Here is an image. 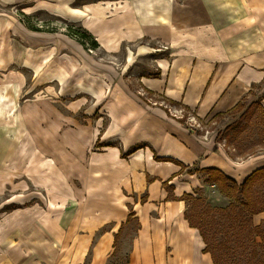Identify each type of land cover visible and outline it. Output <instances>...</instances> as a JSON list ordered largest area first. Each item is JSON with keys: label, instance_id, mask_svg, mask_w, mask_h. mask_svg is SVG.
Wrapping results in <instances>:
<instances>
[{"label": "rangeland", "instance_id": "1", "mask_svg": "<svg viewBox=\"0 0 264 264\" xmlns=\"http://www.w3.org/2000/svg\"><path fill=\"white\" fill-rule=\"evenodd\" d=\"M260 1L264 3L0 0V264H68L78 258L80 248L72 235L77 219L91 217L84 213L97 210L104 200L118 199V151L120 158L130 160L147 147L105 140L114 118L122 116L119 121L124 123L129 118L131 124L136 114L132 106L135 111L137 106L162 111L191 136L214 141L233 159L264 153V81L252 85L245 96L250 109L238 117L202 118L182 101L148 86L184 77L186 72L174 68L176 60L196 61L201 53L210 58V48L219 44H204L210 30L202 22L205 16L219 24L216 31L225 39L232 33L226 28L227 16L246 15L249 6L251 27L245 38L249 35L257 46L259 34L264 35ZM148 11L155 20L147 19ZM161 19L169 22L167 27L158 24ZM136 21L148 24L147 35L133 27ZM241 28L233 30L235 36H243ZM84 32L93 38H85ZM259 56L264 52L252 58ZM121 124L113 136L122 132ZM13 157L18 160L9 162ZM65 165L71 174L57 170L67 169ZM45 169L52 176L44 177ZM188 173L203 185L195 189L197 201L189 216L202 228L221 264H261L264 250L243 231L240 211L245 200L230 185L211 184L216 178L195 166ZM175 178L163 188L173 193ZM251 200L261 206L264 185L254 188ZM10 201L14 203L5 205ZM134 228L136 223L129 226L111 264H126Z\"/></svg>", "mask_w": 264, "mask_h": 264}, {"label": "crops", "instance_id": "2", "mask_svg": "<svg viewBox=\"0 0 264 264\" xmlns=\"http://www.w3.org/2000/svg\"><path fill=\"white\" fill-rule=\"evenodd\" d=\"M210 3L212 5L214 2ZM263 6V1H260V7ZM241 7H245V4ZM249 8L248 6L246 15L243 12L238 16H227L226 28L232 29V33H228L225 39L220 31H216L219 24L203 17L206 30L210 29L206 34L208 36L203 37L204 44L210 43V40L213 44H219L210 48V58L205 59L206 54L201 53L199 55L203 56H196V61L192 58L183 62L176 60L174 68L186 72L184 77L175 76L169 84H165L163 80L157 85L149 82L148 86L165 92L175 101H182L185 106L196 110L202 118L227 113L235 108L249 93L253 84L264 81V57L252 58L257 53L263 54L264 35L259 34L257 46L250 41L249 35L245 38L246 32L250 34L251 27ZM146 17L152 20L156 18L150 11ZM168 23L165 19L158 21L163 27H167ZM239 24L243 27L237 26ZM147 26V23L141 21L133 23L136 30H145L144 36L148 33ZM240 28L243 36H235L234 31ZM241 41L247 43V46L242 45ZM252 49L256 52L253 53ZM132 102L136 104L133 99ZM131 109L136 114L130 117V124L129 118L125 123L119 121L122 120L123 110L118 108L121 116L118 117V123L125 126L130 124L126 127L121 124L122 132L118 136H121L122 147L130 148L137 144H145L147 147L130 160L120 158L118 151V199H113L112 202L104 200L103 205L96 207L97 210L84 213L91 217L77 219L72 235L80 253L78 258L70 259L68 264H111L119 244L131 226L128 224L131 210L140 227L137 231L134 228L126 264H215L212 255L206 253L207 245L200 230L193 227L188 219L195 200L186 199V195L197 199L195 189L203 186L202 180L189 174L188 170L194 166L202 171L219 170L242 185L255 171L264 168V153L236 160L217 146L219 153L216 154L214 141L191 136L162 111H151L139 106L137 111L133 106ZM152 149L158 157L172 158L182 165L156 162ZM103 167L107 165L104 164ZM102 172V168L98 169V173ZM173 176L176 177L173 183L175 190L171 193L163 188V184ZM215 187L217 188L216 184L212 186ZM219 196L222 199L228 198L227 195ZM144 197H147L146 201H143ZM108 203L109 207L106 206ZM94 215L97 217H93ZM253 223L264 229V211L254 215ZM259 242H262L261 238ZM89 255L91 258H87Z\"/></svg>", "mask_w": 264, "mask_h": 264}, {"label": "trees", "instance_id": "3", "mask_svg": "<svg viewBox=\"0 0 264 264\" xmlns=\"http://www.w3.org/2000/svg\"><path fill=\"white\" fill-rule=\"evenodd\" d=\"M83 35L85 38H90V39L93 38V36H91L88 32H84ZM93 45H94V47L99 46L98 42H96V41L93 42ZM249 109L250 108H248V107L246 108L245 97H244L238 103V105L235 108H233L231 111H229L227 113H220L217 116L225 117V116L230 115V116L238 117L241 113H243L246 110L248 111ZM214 153H216V154L219 153V149L216 148L214 150ZM155 160L157 162H171V163H177L179 165H182L179 163V161L172 159V158H158L156 156ZM203 172L208 174L211 179L216 178L217 181L214 179V180H212L211 184L213 182H217L218 185L220 184L222 186L230 185L232 187V191L235 194L241 196V198H243L245 200V203L243 204V209H242V211H240V218L245 220V227H244L243 231L247 232V234L254 241V243L258 247H260L261 249L264 250V229L262 227L254 226V223H253L254 215L258 214L259 212L264 211V200L259 202L261 204V206H255L251 200L254 188L259 184L264 185V168H261V169L255 171L242 185L237 184L235 181H233L232 179L227 177L223 172H221L219 170L206 169V170H203ZM189 174H191V173H189ZM164 184H166V183H164ZM146 199H147V197H144L143 201H146ZM186 199L195 200L194 202L197 201V199H195V197H193L191 195H186ZM188 219H189V221L193 227L200 230V232L204 238V241L207 245L206 253H210L212 255L215 264H221L222 260H220V258L215 253V248H213L211 246V244L209 243L207 236L203 232L202 228L193 223L189 214H188ZM134 223H136L135 229L137 231L140 227V224H139L138 220L135 219V213L133 212V210H131V214H130L129 219H128V224L132 225ZM259 238L262 239V242H259ZM261 264H264V255H263Z\"/></svg>", "mask_w": 264, "mask_h": 264}, {"label": "bare ground", "instance_id": "4", "mask_svg": "<svg viewBox=\"0 0 264 264\" xmlns=\"http://www.w3.org/2000/svg\"><path fill=\"white\" fill-rule=\"evenodd\" d=\"M117 126H119V123H118L117 119L114 118V119H113V124H112V126L110 127L109 132H107V134H106V136H105V140H109V142H111V143H115V142H118V141L121 140V138H119L118 135H117V136H113V133L115 132V129L117 128ZM111 139H113V140H111ZM67 149H68V148H67ZM17 157H19V156H17ZM14 159H17V160H18V158L13 157L12 159L9 160V162H10V161L12 162ZM82 166H83V164H82ZM65 167H67V169H65L64 167H58L57 170H58L59 172L63 173L64 175H65L66 173H67V174H71L72 171L69 170V167H68L67 165H65ZM41 173H45V176H44V177L52 176V173H49L47 169L42 170ZM41 176H42V175H41ZM49 186H50V185H49ZM56 186H58V185H56ZM16 199H18L19 202L24 201V199H22V197H18V198H16ZM11 203H14V202H11V201H10V202L6 203L5 205L11 204ZM18 264H23V263H22V262H18Z\"/></svg>", "mask_w": 264, "mask_h": 264}]
</instances>
